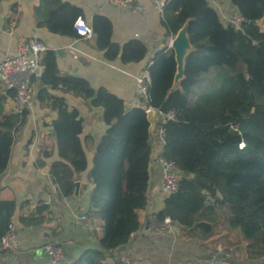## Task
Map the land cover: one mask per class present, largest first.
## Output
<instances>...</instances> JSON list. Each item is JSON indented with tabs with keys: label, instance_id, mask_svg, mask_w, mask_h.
<instances>
[{
	"label": "trees",
	"instance_id": "16d2710c",
	"mask_svg": "<svg viewBox=\"0 0 264 264\" xmlns=\"http://www.w3.org/2000/svg\"><path fill=\"white\" fill-rule=\"evenodd\" d=\"M211 1L167 0L163 8L162 24L173 37L189 24L192 51L180 86H174L177 64L172 48L158 50L146 68L148 105L173 114L162 124V155L180 173L176 189L156 215L169 216L184 235L206 242L215 226L225 222L245 241L243 256L233 257L231 264H264V0H230L241 17L239 28L225 24ZM44 2L50 5L45 25L52 32L79 35L74 28L79 10L61 0ZM112 28L106 16L93 18L97 47L108 60L145 58V42L133 38L119 45L112 40ZM56 59L54 51L43 52L42 73L30 77L31 84L39 82L44 88L38 91L40 104L58 111L52 126L59 158L50 164V178L58 196L69 198L88 160L79 111L47 87L81 95L91 108L102 107L107 129L94 146L86 212L96 247L84 250L73 264H108L109 254L140 229L138 211L148 205L153 147L148 143L146 108L127 109L108 89H94L82 77L63 74ZM2 88L0 176L8 167L16 131L30 115L29 108L5 112L4 102L14 98L16 90ZM43 153L52 156L45 148ZM16 208L14 199H0V240L10 232ZM39 209L24 221L32 220Z\"/></svg>",
	"mask_w": 264,
	"mask_h": 264
},
{
	"label": "crops",
	"instance_id": "0c3cea01",
	"mask_svg": "<svg viewBox=\"0 0 264 264\" xmlns=\"http://www.w3.org/2000/svg\"><path fill=\"white\" fill-rule=\"evenodd\" d=\"M61 1L79 10L78 18L91 26L96 15L106 16L112 22L113 42L123 45L130 39H140L148 46L147 55L138 62L122 61L120 57L108 60L104 50L97 47L94 33L91 37H84L52 32L45 25L50 5L43 0H0V62L4 56L16 54L20 44L38 40L44 45L43 52L52 50L56 53L57 65L63 74L82 77L94 89H108L124 100L127 109L135 106L146 108L148 100L137 78L158 50L170 48L173 38L162 24V12L151 0H134L133 6L123 5L119 0ZM211 4L218 11V3L212 0ZM42 71L40 64L37 75ZM2 86L0 80V95L3 94ZM31 86L34 95L29 107L30 115L16 131L8 167L0 176V199H14L17 206L12 218L16 243L9 248L0 245V264H53L46 247L51 243H55L61 251L58 264H73L84 250L96 247L95 240L90 236L87 215L80 216V212L88 210L93 186L88 180V173L94 146L106 131L107 124L102 107L91 108L86 98L62 88H45L52 95L64 97L69 107L77 109L84 121L81 141L88 168L76 177V181L80 182L79 195L60 198L49 174L51 162L59 158L52 126L55 118L47 120L49 113L55 109L38 101V91L44 89L39 82H33ZM14 108L13 98H6L4 111L11 112ZM44 148L52 156H45ZM163 148L157 140L152 149L148 205L138 211L140 229L129 243L109 254L108 264H124L122 259L125 255L142 264H193L207 259V249L202 246L200 238L184 235L177 225L170 233L145 230L165 206L167 195L161 185L163 167L158 160ZM47 167L48 171H45ZM37 206L41 211L36 212L32 220L24 221Z\"/></svg>",
	"mask_w": 264,
	"mask_h": 264
},
{
	"label": "built area",
	"instance_id": "2783aa9c",
	"mask_svg": "<svg viewBox=\"0 0 264 264\" xmlns=\"http://www.w3.org/2000/svg\"><path fill=\"white\" fill-rule=\"evenodd\" d=\"M119 1L123 5L127 6H133L134 2V0ZM151 2L158 10L162 12L167 0H151ZM224 23L232 24L236 28L240 27L241 17L237 13L236 9L233 14L225 16ZM74 28L81 36L91 37L93 35L92 26L80 17L75 21ZM43 50L44 45L42 42L38 40H30L27 43L20 44L16 54L6 55L0 62V80L3 83L4 88H13L16 90V96L13 98L15 102L14 111L16 112H22L25 108H29L31 106L34 94L30 77L34 73L38 74ZM137 82L140 89L146 94L147 97V89L150 82V76L147 70H145L143 74L137 78ZM149 106L150 105H147L146 109L149 108ZM172 117L173 114L171 112L162 113L160 111V117L156 127V138L160 143H162L163 147L165 129L162 124L167 120V118L169 119ZM241 145H243V143ZM158 157V160L163 167V177L161 184L162 189L166 195H169L176 189L180 179V173L172 161L167 160L162 154ZM174 229L175 224L169 216L160 219L156 215V217H153L148 223L145 230L150 233H170L174 231ZM135 233L132 234V237ZM15 243L16 239L12 225L10 232H8V234H6L0 240V245L2 248H9L15 246ZM46 247L51 254L52 263L58 264L61 256L59 247L55 243L48 244ZM122 260L124 264H142L140 261L130 258L129 255L123 256ZM193 264H212V261L209 259H203L196 261Z\"/></svg>",
	"mask_w": 264,
	"mask_h": 264
},
{
	"label": "rangeland",
	"instance_id": "374dc122",
	"mask_svg": "<svg viewBox=\"0 0 264 264\" xmlns=\"http://www.w3.org/2000/svg\"><path fill=\"white\" fill-rule=\"evenodd\" d=\"M218 3V12L223 20L225 16L231 15L235 11V7L230 0H215ZM225 222L215 226V234L207 242L202 241V246L207 249V259L212 261V264H231V259L234 257L243 256L245 241L237 230L226 228ZM200 242V241H199ZM216 249L217 251H212Z\"/></svg>",
	"mask_w": 264,
	"mask_h": 264
},
{
	"label": "water",
	"instance_id": "95a60500",
	"mask_svg": "<svg viewBox=\"0 0 264 264\" xmlns=\"http://www.w3.org/2000/svg\"><path fill=\"white\" fill-rule=\"evenodd\" d=\"M188 27H189L188 23L184 24L179 29L177 34L171 39L170 42V48H172L174 52L175 60L177 64V70L174 77L175 87L180 86V81L184 77L186 57L192 51V44L190 42V38L188 34ZM146 115H147V120L149 122L148 143L152 147H155L157 145L156 127H157L158 119L160 117V111L155 107L149 106V108L146 109ZM57 116H58V111L54 110L49 113L47 120L50 121L56 118ZM45 171H48V167L45 169ZM79 189H80V182L76 181L75 190H74L75 196L79 195ZM80 216H86V213L80 212Z\"/></svg>",
	"mask_w": 264,
	"mask_h": 264
}]
</instances>
